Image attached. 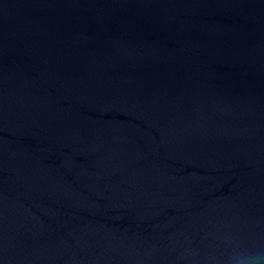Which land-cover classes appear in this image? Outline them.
Returning a JSON list of instances; mask_svg holds the SVG:
<instances>
[{"label":"water","instance_id":"95a60500","mask_svg":"<svg viewBox=\"0 0 264 264\" xmlns=\"http://www.w3.org/2000/svg\"><path fill=\"white\" fill-rule=\"evenodd\" d=\"M0 264H264V0H0Z\"/></svg>","mask_w":264,"mask_h":264},{"label":"clouds","instance_id":"9594fccd","mask_svg":"<svg viewBox=\"0 0 264 264\" xmlns=\"http://www.w3.org/2000/svg\"><path fill=\"white\" fill-rule=\"evenodd\" d=\"M254 259H255L257 262H259L260 257H259V256H256Z\"/></svg>","mask_w":264,"mask_h":264}]
</instances>
